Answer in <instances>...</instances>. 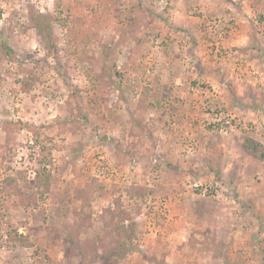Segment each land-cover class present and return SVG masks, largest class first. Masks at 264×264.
Masks as SVG:
<instances>
[{"label":"rangeland","instance_id":"rangeland-1","mask_svg":"<svg viewBox=\"0 0 264 264\" xmlns=\"http://www.w3.org/2000/svg\"><path fill=\"white\" fill-rule=\"evenodd\" d=\"M0 264H264V0H0Z\"/></svg>","mask_w":264,"mask_h":264},{"label":"trees","instance_id":"trees-1","mask_svg":"<svg viewBox=\"0 0 264 264\" xmlns=\"http://www.w3.org/2000/svg\"><path fill=\"white\" fill-rule=\"evenodd\" d=\"M248 144V146L247 147H251V151L252 152H256L257 153V151L260 149V147H261V145L258 143V142H253V143H251V144H249V143H247Z\"/></svg>","mask_w":264,"mask_h":264}]
</instances>
